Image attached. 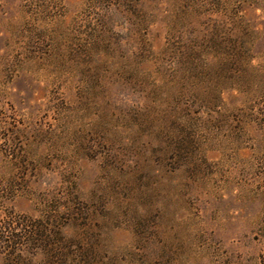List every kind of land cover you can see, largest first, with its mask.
<instances>
[{"label": "rangeland", "instance_id": "obj_1", "mask_svg": "<svg viewBox=\"0 0 264 264\" xmlns=\"http://www.w3.org/2000/svg\"><path fill=\"white\" fill-rule=\"evenodd\" d=\"M9 214L63 264H264V0H0Z\"/></svg>", "mask_w": 264, "mask_h": 264}, {"label": "trees", "instance_id": "obj_2", "mask_svg": "<svg viewBox=\"0 0 264 264\" xmlns=\"http://www.w3.org/2000/svg\"><path fill=\"white\" fill-rule=\"evenodd\" d=\"M8 220V223L5 221L0 225V244L6 250L3 264H40L23 257L26 247L45 250L44 264H63L61 260L67 255L63 247L67 241L61 236V231L52 230L41 220L21 219L12 214Z\"/></svg>", "mask_w": 264, "mask_h": 264}]
</instances>
